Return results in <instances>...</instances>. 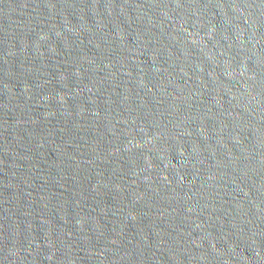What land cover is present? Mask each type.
<instances>
[{"label": "water", "instance_id": "obj_1", "mask_svg": "<svg viewBox=\"0 0 264 264\" xmlns=\"http://www.w3.org/2000/svg\"><path fill=\"white\" fill-rule=\"evenodd\" d=\"M0 264H264V0H0Z\"/></svg>", "mask_w": 264, "mask_h": 264}]
</instances>
